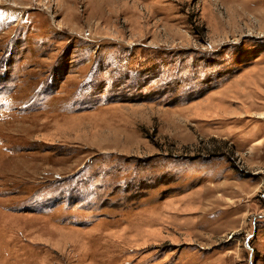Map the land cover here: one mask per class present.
<instances>
[{
  "label": "rangeland",
  "instance_id": "rangeland-1",
  "mask_svg": "<svg viewBox=\"0 0 264 264\" xmlns=\"http://www.w3.org/2000/svg\"><path fill=\"white\" fill-rule=\"evenodd\" d=\"M0 264H264V0H0Z\"/></svg>",
  "mask_w": 264,
  "mask_h": 264
}]
</instances>
